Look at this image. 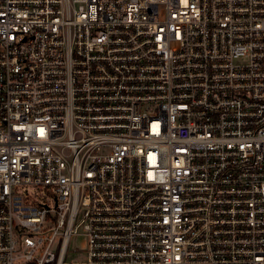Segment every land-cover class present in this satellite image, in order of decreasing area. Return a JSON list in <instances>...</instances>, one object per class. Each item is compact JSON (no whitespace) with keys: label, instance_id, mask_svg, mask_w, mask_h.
Listing matches in <instances>:
<instances>
[{"label":"built area","instance_id":"built-area-1","mask_svg":"<svg viewBox=\"0 0 264 264\" xmlns=\"http://www.w3.org/2000/svg\"><path fill=\"white\" fill-rule=\"evenodd\" d=\"M0 264H264V0H0Z\"/></svg>","mask_w":264,"mask_h":264},{"label":"rangeland","instance_id":"rangeland-1","mask_svg":"<svg viewBox=\"0 0 264 264\" xmlns=\"http://www.w3.org/2000/svg\"><path fill=\"white\" fill-rule=\"evenodd\" d=\"M85 245V239L82 236H76L74 237L71 242H70V248L69 250H71L68 254H67V260H76L78 258H82V254L84 255L85 253L82 252V248Z\"/></svg>","mask_w":264,"mask_h":264}]
</instances>
